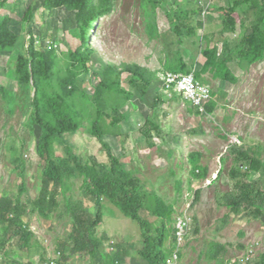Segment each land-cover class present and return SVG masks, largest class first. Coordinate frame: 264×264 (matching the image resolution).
<instances>
[{"label":"rangeland","instance_id":"rangeland-1","mask_svg":"<svg viewBox=\"0 0 264 264\" xmlns=\"http://www.w3.org/2000/svg\"><path fill=\"white\" fill-rule=\"evenodd\" d=\"M147 2L92 0L95 13L104 14L89 30L86 45L82 42L84 21L76 6L49 12L44 0H28L9 12L4 6L0 7V19L4 18V25L8 22V32L18 36L14 49L0 50V200L6 197L19 200L25 207L24 224L34 233L31 253L22 252L21 264H44L43 259L47 264L55 260L64 264L59 245L68 239L73 222L63 194L59 196L61 207L48 217L36 212L28 201L38 199L42 188L44 164L38 150L43 132L32 122L38 96L37 80L33 77L30 86H23L18 78L21 56L31 60L37 48L40 52H50L54 63L53 84L57 87L62 78L75 71L74 52L90 58L89 74L79 76L76 86L68 88V93L73 95H70L71 103L82 120V127L72 143L85 158L107 161L105 148L90 133L96 105L88 95L99 84L96 73L103 76L111 67L123 71L126 65H138L160 77L168 60L176 53L182 54L190 66L198 70L206 61L203 48L207 44L214 47L220 40L219 33L224 28L222 20L231 7H236L237 38L252 37L254 24L264 18V0H164L162 2L182 14L191 13L198 5L202 8L201 20L206 24L198 36L179 38L162 20L158 31L151 35ZM209 12L216 18L211 24L207 20ZM12 17H16L14 21ZM220 43L221 48L224 47ZM233 73L234 85L221 83L210 74L204 77L213 95L221 99L213 114L192 115L188 102L169 97L157 84L159 102L155 108L138 101L129 102L122 109L130 116L128 122L120 124L122 135L105 138L113 154L138 173L148 190L155 189L168 204H174L173 219L177 220L186 212L191 215L192 226L184 245L182 264L242 263L264 253V223L246 217L243 209L235 212L224 199L234 193L230 171L237 166L231 154L233 141L229 138L236 139L240 142L236 145L247 150H258L264 162V61L243 70L233 69ZM125 78L126 74L122 79ZM123 87L128 88L125 82ZM154 114L162 128L161 136L148 124V116ZM56 149L58 159H64L63 147L57 144ZM193 155H200L201 164L210 171L208 181L191 178ZM178 181L182 184L181 195L177 192ZM23 183L24 193L21 192ZM73 183V191L68 196L74 202L82 201L81 180ZM86 203L92 212L96 210L95 204ZM102 210L103 221L97 225L96 234L98 238L108 237L104 248L114 254L116 247L112 245L131 243L136 245L135 251L141 250L142 236L137 223L107 198L102 200ZM18 242L11 237L7 251L16 249ZM171 243L167 241L166 247L170 248ZM214 243H221L228 250L218 261L209 259ZM131 258L140 259L136 252L131 253L128 261ZM0 261L1 264L8 262L3 255ZM68 264H87V260L75 257Z\"/></svg>","mask_w":264,"mask_h":264},{"label":"trees","instance_id":"trees-1","mask_svg":"<svg viewBox=\"0 0 264 264\" xmlns=\"http://www.w3.org/2000/svg\"><path fill=\"white\" fill-rule=\"evenodd\" d=\"M162 1L164 0H148L145 4L147 17L151 22L149 23L151 35L155 34L154 31H158L159 21L162 20L166 21L169 29L179 38L199 35V30L206 24L201 20V7L196 5L191 13L185 12L183 15L181 12L178 13L174 6ZM44 2L49 12L71 6L79 8L81 21H84L82 42L85 45L89 30L104 14L95 13L92 0H44ZM4 4L5 1L1 0L0 7ZM235 8L231 7L230 13L222 20L224 28L219 33L220 40L214 47L207 44V47L203 48L206 61L200 69H193L182 54L176 53L173 59L168 60L163 74H191L196 70L198 81L206 85H209V82L204 77L208 74L221 83L234 85L236 78L233 69L243 70L263 62L264 18L254 24L252 37L243 35L237 38L238 21L234 17ZM207 20L210 24L214 23L216 20L214 13L209 12ZM8 28V22L4 25V18H1L0 50L3 51L14 49L17 45L18 36L8 32ZM220 41L224 46L222 48ZM72 58L75 71L70 73L71 76L61 79L60 88L53 84L54 63L50 52L46 50L40 52L37 48L31 60L23 56L20 58L17 71L20 83L23 86H30L33 77L37 80L38 96L34 104L35 116L32 122L43 132L38 150L39 158L44 164L42 188L38 199L28 201L33 204L36 212L48 217L61 207L59 201L61 194L67 199V212L73 222L68 239L59 245L64 264H68V261L75 257L87 260V264H127L133 252H136L140 259L131 258L132 264H167L176 242V220L173 219L175 206L168 204L155 189L148 190L138 173L113 154L110 144L105 139L122 135L120 124L128 122L130 118L122 109L129 102L138 101L155 108L159 102V97L156 96L157 84L162 86L163 91L162 79L138 65H126L123 71L111 67L103 76L96 73L99 84L97 89L88 95L96 105V117L90 133L105 148L107 161L87 159L77 152L76 146L72 143V138L82 127V120L76 107L71 103L73 95L68 93V88L76 86L79 76L89 74L90 58L77 52L73 53ZM124 74L126 78L122 79ZM124 82L128 88L123 87ZM173 98L183 100L179 96ZM212 98V102L207 106L209 114H213L217 104L221 102L216 94L212 93ZM188 103L190 113L199 117L201 115L199 109ZM155 117L156 114L153 117L148 116V124L153 126L157 135L161 136L162 128ZM57 144L65 151L64 159H58ZM231 154L237 166L230 171L234 193L224 197L226 204L235 212L243 209L246 217L257 218L264 223L262 155L258 150H247L241 146L233 147ZM190 163L191 178L196 181H208L209 170L201 164L200 155L191 156ZM258 176L259 179H256ZM77 179L81 180L80 194L83 200L74 202L68 195L72 193L73 181ZM21 192H25L24 183L21 185ZM177 192L179 195L182 193L180 181L177 182ZM103 198L109 199L127 217L137 223L142 236L141 250L135 251L136 245L131 243L112 245L116 247L114 254L104 248V240H108V237L103 235L98 238L96 234L97 225L103 221ZM86 201L95 204L94 212L90 210ZM24 214L25 207L19 200L12 201L8 197L0 200V255L6 257L8 261L6 264H21L19 260L23 257L22 252L31 253L34 233L24 224ZM11 237L19 240V246L13 251H7ZM169 240L172 242L170 248L166 247ZM227 253L226 246L214 243L209 252V259L218 261ZM46 261L43 259L44 264H47ZM250 263L264 264V253L257 259H252Z\"/></svg>","mask_w":264,"mask_h":264},{"label":"built area","instance_id":"built-area-1","mask_svg":"<svg viewBox=\"0 0 264 264\" xmlns=\"http://www.w3.org/2000/svg\"><path fill=\"white\" fill-rule=\"evenodd\" d=\"M31 38V37H30ZM163 92L169 97H181L183 100L190 102L194 107L198 108L200 114L203 116L208 115L207 106L212 102L211 88L198 81L197 71L194 70L191 74H177L167 73L162 74ZM229 138V136H228ZM232 142V147L240 145L236 139L229 138ZM238 144V145H236ZM192 226V217L189 213L182 214L176 222V243L172 255L167 260V264H181V254L185 241L190 233ZM253 257L245 259L242 263L236 261L231 264H245L251 261ZM60 261L49 262L48 264H59Z\"/></svg>","mask_w":264,"mask_h":264},{"label":"crops","instance_id":"crops-1","mask_svg":"<svg viewBox=\"0 0 264 264\" xmlns=\"http://www.w3.org/2000/svg\"><path fill=\"white\" fill-rule=\"evenodd\" d=\"M4 1H6V3L4 4V8L8 10L9 12L10 9H14L17 5L19 6L23 1H28V0H4ZM18 13H19V10H18ZM16 16L18 15L16 14ZM15 18L16 17H12L13 21L15 20ZM209 175H210V171L208 172V178H210ZM215 177H217V175ZM127 264H132V261L127 260Z\"/></svg>","mask_w":264,"mask_h":264},{"label":"clouds","instance_id":"clouds-1","mask_svg":"<svg viewBox=\"0 0 264 264\" xmlns=\"http://www.w3.org/2000/svg\"><path fill=\"white\" fill-rule=\"evenodd\" d=\"M233 148V147H232ZM218 176V175H217ZM217 178V177H216ZM176 222H177V220H176ZM189 236V235H188ZM188 238V237H187ZM187 240V239H186ZM186 242V241H185ZM176 243V242H175ZM175 245V244H174ZM185 245V244H184ZM175 247V246H174ZM174 247L172 248V252H173V250H174ZM183 249H184V247H183ZM182 253H183V251H182ZM172 255V254H171ZM254 258V257H253ZM181 259H182V254H181ZM252 260V259H251ZM249 263V262H248ZM181 264H182V262H181ZM229 264H231V263H229ZM245 264H247V263H245Z\"/></svg>","mask_w":264,"mask_h":264}]
</instances>
